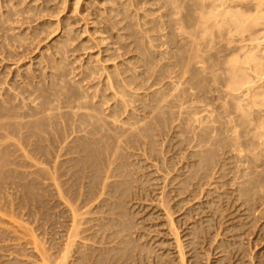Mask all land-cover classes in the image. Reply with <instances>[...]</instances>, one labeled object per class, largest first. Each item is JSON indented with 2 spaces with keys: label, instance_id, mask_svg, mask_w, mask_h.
Segmentation results:
<instances>
[{
  "label": "bare ground",
  "instance_id": "obj_1",
  "mask_svg": "<svg viewBox=\"0 0 264 264\" xmlns=\"http://www.w3.org/2000/svg\"><path fill=\"white\" fill-rule=\"evenodd\" d=\"M6 1H2L5 9L0 7V44L7 39L6 44L13 48L14 43L21 45L59 30L38 53L39 74L6 82L12 91L5 90L7 96L0 98V142L17 135L20 144L29 141L31 146L30 140L37 137L45 140L44 151L40 148L43 152L56 148L74 154L67 156V164L64 161L69 190L64 192L67 196H60L71 220L63 230L59 250L40 245L46 260L42 256L43 264H64L70 250L75 251L74 264H127L132 260L135 264L134 259L150 258L153 247L142 240L145 234L137 232L142 223L137 222L131 202L129 206L130 199L150 191L158 211L160 208L165 215L168 232L174 235L180 264H186L187 258L198 263V240L208 211L203 212L200 199L210 179L231 186L220 194L229 196L248 218L256 200L264 197V0H93L98 5L88 2L94 6L91 11L87 0L82 8L88 7V11L82 13L80 0H29L23 5L24 0ZM60 11L65 13L60 16ZM44 13L50 17L56 13V19L46 15L17 33L12 30L15 27L7 26L45 17ZM82 19L88 36L76 44L74 22ZM79 49L91 52L85 51L82 58L79 54V59L77 54L74 60L79 64L71 65L68 57ZM58 174L59 170L57 178ZM193 199H197L194 206ZM189 202L191 206L185 208ZM209 205L216 212L221 207L213 201ZM192 212L197 214L195 218ZM177 221L185 227L179 230Z\"/></svg>",
  "mask_w": 264,
  "mask_h": 264
},
{
  "label": "rangeland",
  "instance_id": "obj_2",
  "mask_svg": "<svg viewBox=\"0 0 264 264\" xmlns=\"http://www.w3.org/2000/svg\"><path fill=\"white\" fill-rule=\"evenodd\" d=\"M0 1H1L0 2V7L2 6L1 8L5 9L4 7H5V4L6 3H2V1H4V2H7V1L6 0H0ZM13 1H16V0H13ZM28 1L29 0H24V2L21 3V5H23L24 3H27ZM86 1L87 0H84V2H83V0H80L79 7L81 6V8H80L81 13L84 12V10L86 11V9L89 6H90L89 7L90 8V11L92 9H94V6H95V3L96 2L93 3V0H88L87 3L89 2V3H91V5H94V6H91L89 3L88 4L86 3V5L88 7L87 8H82V7H85L86 6L85 5V2ZM52 2L54 3V1H51L50 4H52ZM3 4H4V6H3ZM83 5H85V6H83ZM96 5H98V3H96ZM2 10L0 9V12ZM87 11H88V9H87ZM86 12L83 13L84 14L83 15L84 18H85ZM64 13H65V11H62V12L60 11L58 13V15L62 16ZM44 14H45V17H44V15H43V17H41V16H39V17L38 16H35V18L33 17L34 19L33 18L32 19H33V22L34 23L32 22V19H30V20H24V22L23 21H14V23L13 22H10L11 24L8 23L7 26H9V27H15L12 30L13 31L15 30L14 33H17L18 31H22L24 29H28V26L30 27L31 25H35L42 18H47L48 17L47 19H52V20L53 19H56V13H54L52 15V17H50L46 13H44ZM46 15H47V17H46ZM72 16H73V18L75 17L74 15H72ZM36 18H37V20H35ZM86 18H88V16H86ZM25 21H27V23H25ZM79 21L76 20V22H74L75 23L74 24V28L77 29L76 30L77 31V38H76V41H74V43H76V42L79 43L82 39H84L86 36H88L87 35L88 33L87 32L85 33L83 31V29H84L83 26H84V21L85 20L83 21V19H82V21L81 20H79ZM20 22H21V24H20ZM89 24L92 25L91 23H89ZM81 27H82V29H81ZM9 29H11V28H9ZM12 30H8V34H10V33L13 34ZM58 32H59V30H54V32L52 31L51 33H45L46 34L45 36L47 38H48V34H49V38L48 39L45 38L44 33H42V34H40L38 36L39 40H38V38H35L36 40L34 39V41H32V40L31 41H26L27 43L24 42V44H21V45H19V44L17 45L16 43H14L13 44V46H14L13 48H12L11 43H8L9 46L6 44L8 42L7 39H6V41H4L5 44L3 42V45L4 46L2 44H0V47H1L0 48L1 49L0 50V64H1L0 65V74H1L0 75V77H1L0 78V93H1L0 98L2 96H7V92H11L12 91V90H10L8 88L9 87L8 84H10L13 79H19V81L21 82V80L22 79L24 80L25 77H27V78L29 77V78L32 79L33 76L35 77L36 75L39 74V69H40V66L38 65L39 57H38V61H36L37 60V56H40L38 53L45 50L44 48H46V45L48 44L49 40L56 33H58ZM32 42H33L34 45L32 44ZM37 42H38V44H36ZM39 42H41V43H39ZM1 45L3 46V48H2ZM27 45H28V48L29 49H30V46H31L32 51L27 48ZM35 45H36V48H35ZM10 46H11V49H10ZM23 46H24V48H23ZM4 47L5 48L6 47H9V49H6L5 50ZM15 47H16V49H14ZM3 49H4V52H5V56H4ZM22 49H23V51H22ZM94 49L96 50V47H94L93 50H91V51H95ZM85 51L91 52L88 49L85 50ZM85 51L84 50H80V49L79 50H76L74 52L71 51V55L69 53V55L71 57H68V60L69 61H72L71 65L73 64V62H74L75 65H78L79 62H80L78 60L79 59L78 56H79V54H82V55H80L81 58L83 56H86L84 54ZM11 53L13 54V56H11ZM16 54H17V56H15ZM9 55H10V57H9ZM25 55H26V57H25ZM75 56L78 58V59H75L76 61L74 60ZM30 57H31V60H30ZM32 57H33V59H32ZM19 61H21V62H19ZM25 61H26V63H25ZM30 61H31V63H30ZM12 64H13V66H12ZM28 64H29V66H28ZM33 66H34V68H33ZM35 66H36V68H35ZM26 69H28V71ZM25 70H26L27 73L25 72ZM7 71H8V74L6 73ZM33 71H34V73H33ZM40 72H41V70H40ZM18 74H20V76ZM17 75L19 76V78H18ZM2 79H3V81H2L3 83H1V80ZM5 79H7V80L5 81V84H4V80ZM5 85H7V86L5 87ZM2 89H3L4 92H2ZM5 90L7 91L6 93H5ZM12 94H13V92H12ZM10 137L5 138V139H1V142H0V146H3L4 147V148L0 149V152L1 151H4L2 154L0 153L1 154L0 164H2V165H0V245H1L0 246V252H1L0 253V264H5V263L6 264H38V263L39 264H43L44 263V262H42L43 250H41V248H40L42 246V243H43V246H42L43 248L44 247H47L48 248V246H50V247L55 246L56 247V248H54V247L53 248H50L49 251H51V250L54 251L56 249L59 250L58 248L62 247L63 240H64V234H65V232H63V230L68 228L69 223H70L69 220H71V216H70L69 212H68V215H67L68 209L66 207V204L64 203L63 198H60V196H63V194L65 196H67V194L64 193V192H68V190H69V188H68L69 187V184H67V183H69V182H68V177H67L68 174L65 173V171H66L65 167H66V164H67V161H68L67 158L69 156H71V155H74V154L71 153V152H65V151H61V152L59 151L58 152V150L56 148H51V149H48L47 152H46V150H45V152H43L44 151V147H42L43 146L42 144L43 143L45 144V140L43 139L44 136H42V140H44V141H41V138L40 139H37V137H33L34 140H32V141L30 140L31 146H30L29 141H26L28 143L23 142L22 144H20L21 138L19 136L17 138V135H12V137H11L12 138V144H11ZM15 139L17 140V142L19 140V142H18L19 144L16 142ZM35 139H37V140H35ZM34 141H35V143H33ZM1 144H3V145H1ZM38 145H39V147H38ZM24 146H26L27 150H26V148ZM16 147H17V149H16ZM23 147L25 148L24 152L22 151L23 150ZM35 147L36 148L38 147L39 149L37 148V150H36ZM9 148H11V150ZM30 148H32L33 151ZM56 150H57V152H56ZM11 152H12V154H11ZM17 152H18V154H17ZM19 152H20V155H19ZM26 152L27 153L29 152L30 155L27 154ZM57 153L59 155V158L56 159V157H58L57 156ZM70 153H71V155H69ZM35 154H38V156L35 157ZM63 154H64V157L66 158V160L63 157ZM65 154H66V156H65ZM8 155H9V157H8ZM12 156H13V158H12ZM31 156H34V157L32 158ZM53 156H54V158H52ZM7 157H8V159H7ZM39 157H40V159H39ZM43 157H44V161L42 159ZM3 158H5V159H3ZM22 158H23V164L21 163L22 162ZM17 159H19V160L16 161ZM20 159H21V162H20ZM58 159H60L61 162ZM6 160H7V162H6ZM56 160H58V162H60V163L63 162L61 164V167H60V164L58 162H56ZM24 161H25V163H24ZM64 161L66 162V164L64 163ZM49 162H50V165L48 164ZM144 162L145 163H149V160H145ZM14 163H17L16 164L17 165L16 168H15V164ZM31 163H33L32 166H31ZM36 163H37V165H36ZM43 163L44 164L47 163V165L45 166V169H44V164ZM54 163H55V166L53 167ZM56 164H57V167L58 168H56ZM25 166H27V167H25ZM49 166H50V168H49ZM62 166L64 167V170H63ZM6 167L9 168V169H5ZM32 167H34V168H32ZM37 167H38V170H37ZM40 167H41V169H40ZM46 167H48L49 169L48 168L46 169ZM52 167H53V170L55 169L54 172L52 170H50V169H52ZM33 169H35V170H33ZM58 170H59V173L60 174H58V178H57ZM2 171H3V173H2ZM42 171H44V172H42ZM17 172L20 174V176L17 175L18 174ZM1 173H2V175H1ZM25 174H27V175H25ZM31 174H32V176H31ZM52 174H54V175L56 174V175L54 176ZM22 175H23V177H22ZM46 175L49 176L50 179L49 178H45L44 176H46ZM1 177L3 178V180H2ZM30 177H31V179H30ZM34 177H36V178L34 179ZM54 177H56L55 178L56 181L54 180ZM24 178H25V180H24ZM29 179H30V181H29ZM36 179H37V182L35 184V180ZM213 179H215V178L210 179V181L212 180L210 183L207 182L208 185L207 184H204V186H205L204 187V191L206 189V192L204 193V191H203V195L204 196H202L201 197L202 199H200V200L204 201V202L201 201V205H203V207H204L203 208V212H205L207 209H208V211L204 213L205 216H206V218L204 217L203 212L200 214V216H201V218L203 220L205 218V220H204L205 221L204 222L205 225H203V229L204 230H202V233H200L202 237L200 236L201 238L199 237V240H198L199 241L198 245L200 244V247H198L199 248L198 249L199 256L197 258L198 259V263H197V261H190L189 258H187L189 261L187 260L188 262L186 261V264H196V263L199 264L200 263L199 262V259L201 261L200 264H202V263L204 264V262H205V264H229L228 262H231L230 264H232V263H234V264H239V263L240 264H264V218H263L264 217V200H263L264 197L258 198L260 201L259 200H256L255 208L251 212L252 215L250 214L248 216V218H246L245 215H242L243 211L240 209V206L236 204V202L235 203L234 202L232 203V201L230 200V197L229 196H227L225 194H223V195L220 194V193L223 192V190L224 191L229 190L231 186L229 184H226V185L225 184H223V185L218 184L217 182H215V180L213 181ZM38 180H39V183H38ZM23 181H24V183H23ZM27 181H28V183H27ZM44 181H45V183H44ZM33 182H34V184H33ZM51 182H52V184H51ZM57 182L59 183V185H58ZM25 183L27 184L26 186H25ZM54 183H56V184H54ZM61 183H63V185ZM28 184H30L29 186H31L32 189L28 186ZM64 184H65V186L67 185L66 188H65ZM55 185H56V187H55ZM206 185H207V187H206ZM214 186L218 187V189L216 187L214 188ZM48 187H49V190H48ZM62 188H64V189H62ZM219 188L222 191H220ZM211 189H212V191H210ZM60 190H64V191H60ZM55 191H56V193H55ZM59 191H60V193H59ZM29 192H30V194H29ZM208 192L210 193V195L208 194ZM151 193H153V192L150 191V193L147 194L148 197H150V199H147V195H145V194L144 195H141L140 194L139 195V198H141V196H142L141 199L138 198L136 200V198H134L135 200H132L133 199L132 198L129 201V206H130V202H131V204H132L131 206L133 207L132 208L133 209V212L135 213L134 215H136V219L138 220L137 222L139 224L142 223L141 225L138 224L140 227L137 225V228L139 227V229H137L139 231H137V232H141V234H145V235L142 236V240L145 239V241H147V243L149 242L148 244H151V246L153 247V250H154L150 254V258L151 259L150 258H147V257L137 258V259H134V261H136L134 263L135 264H140V263H142V264H180L181 262H179L180 259L178 258L179 256L177 255L178 252H177V246H176V243H175V240H174V235L173 234H170L171 233L170 231L168 232L167 228L168 229H170V228L167 225L168 223L165 222L166 221L165 220V215L164 214L161 215L162 211L160 210V208H159V211H158V207L159 206H158L157 202L153 199L154 196H152V198H151V195H152ZM206 193H207V195H206ZM221 196L224 199L223 198L220 199ZM263 196H264V194H263ZM218 197L221 200V202H219L220 200L218 199ZM227 198H228V202H227ZM205 199L207 201H205ZM215 199H217V200H215ZM193 200H194L193 202L191 200L192 206L196 205L194 203L196 202L197 199H193ZM212 201H213L214 204L216 203L219 206L221 205V207H218V212L213 211L212 208L210 207V205L208 206V204L211 203ZM191 202L187 203L184 207L186 208L187 205L191 206ZM226 203L229 206H227ZM259 204H260V206H259ZM184 207L181 210H179V212L184 211V209H185ZM220 208H222V209H220ZM235 208H237V209H235ZM63 209L65 210V213H64V210ZM156 211H157V213H156ZM62 212H63V215H62ZM158 212L159 213L161 212L160 215L158 214ZM179 212L177 211V213H179ZM225 212H228V213H225ZM46 213H48V216L47 217H46V215H47ZM155 213H156V216L157 217L155 216ZM177 213H175V214H177ZM253 213H255V214H253ZM5 214H6V216H5ZM175 214H174V216H175ZM191 214L193 215V218H195L197 216V214H195L194 212H192ZM148 215H150V216H148ZM202 215H203V217H202ZM209 215L210 216L212 215V217L210 218ZM253 215H254V217H253ZM68 216H69V218H68ZM62 217H63V219H62ZM207 217L209 219H207ZM134 218H135V216H134ZM157 218H159V219H157ZM249 219H250V221H249ZM28 221H29V223H28ZM208 221L211 222V225L209 224ZM239 221H240V224H238ZM180 222H178L179 225L177 223V225L179 227L178 228L179 230H181L183 228V226L185 227V225L182 222L181 223ZM228 222H231V223H228ZM39 223H40V225H39ZM232 224H234V225H232ZM236 224H237V226H236ZM155 225H157V226H155ZM207 225L209 226V228H208ZM45 226H47V227H45ZM180 226H182V227L180 228ZM147 227H150V228L147 229ZM255 227H257V228H255ZM206 229H207V232H206ZM26 230H27V233H26ZM13 231H14V233H13ZM64 231H66V230H64ZM146 231L148 233H146ZM184 231H185V229L183 230V232L181 231V234H183ZM204 231H205L206 234L204 233ZM218 231H219V233H217ZM32 232H33V234L35 236H33ZM213 232H214V234H213ZM17 233H18V235H17ZM203 234H204V236H203ZM210 235L211 236H214V238H212V240H209V239H211V236ZM203 237H205V238H203ZM26 238H28V239L26 240ZM230 240H232V241H230ZM60 241H61V244L59 243ZM220 242H221L222 247H220ZM35 243H36V245H35ZM56 245H59V246H56ZM16 246L17 247L19 246V248H17ZM233 246H234V248H233ZM200 248H202L201 251H202V253L204 252V255L200 252ZM204 248L207 251H205ZM217 248H220V249H217ZM235 248H236V250H235ZM224 249H228L227 253H226V251ZM166 250H168V251L166 252ZM71 251L72 250H70V252L68 253V257L66 258L67 260L66 259L64 260V261H66V262H64V264H71V263L74 264L73 258L75 256V254L73 255L72 253H75V251L74 252L73 251L71 252ZM221 251H222V253H221ZM186 252H187L186 255L189 257V253L190 252L187 250V248H186ZM214 252H215V255H214ZM153 253H156V254H153ZM166 253H168V254L170 253V256H168V254H166ZM13 254H15L16 256L13 257ZM158 254H160V256ZM69 255H70V257H69ZM224 255H226V257ZM161 256L163 257V260L161 259L162 258ZM202 256H204V257H202ZM242 257H244V258H242ZM22 258L24 259V261L22 260ZM69 258H72L71 259L72 262H69V261H71V260H69ZM157 258H158V260H157ZM43 259H44V256H43ZM164 259H165V262H164ZM177 259H179L178 262H176ZM207 259L209 261L208 263H207ZM220 260H222V261H220ZM235 260L237 261V263L235 262ZM242 260H243V262H241ZM44 261L46 262L45 259H44ZM131 262L130 263H127V264H133V260Z\"/></svg>",
  "mask_w": 264,
  "mask_h": 264
}]
</instances>
